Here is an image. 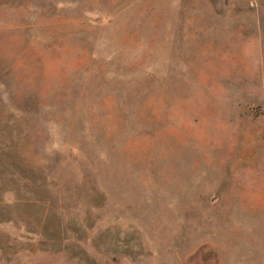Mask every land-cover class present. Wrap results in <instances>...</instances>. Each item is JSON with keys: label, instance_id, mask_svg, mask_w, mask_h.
I'll list each match as a JSON object with an SVG mask.
<instances>
[{"label": "rangeland", "instance_id": "374dc122", "mask_svg": "<svg viewBox=\"0 0 264 264\" xmlns=\"http://www.w3.org/2000/svg\"><path fill=\"white\" fill-rule=\"evenodd\" d=\"M0 264H264V0H0Z\"/></svg>", "mask_w": 264, "mask_h": 264}]
</instances>
